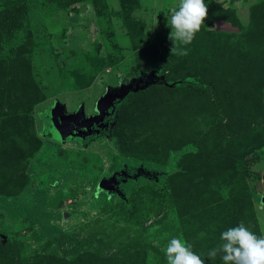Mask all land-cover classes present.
<instances>
[{"label": "rangeland", "instance_id": "obj_1", "mask_svg": "<svg viewBox=\"0 0 264 264\" xmlns=\"http://www.w3.org/2000/svg\"><path fill=\"white\" fill-rule=\"evenodd\" d=\"M4 2L0 196L30 202L44 190L59 231L0 207V264H168L174 237L224 264L207 255L223 231L242 221L264 237V0H205L188 45L167 23L180 0ZM142 74L156 81L116 106L108 135L60 141L48 126L78 108L76 123L97 114ZM138 167L121 195L97 189Z\"/></svg>", "mask_w": 264, "mask_h": 264}, {"label": "clouds", "instance_id": "obj_2", "mask_svg": "<svg viewBox=\"0 0 264 264\" xmlns=\"http://www.w3.org/2000/svg\"><path fill=\"white\" fill-rule=\"evenodd\" d=\"M207 15L205 0H180L167 23L174 38L188 45L200 31ZM180 54L187 55V49ZM220 239L222 243L208 252V258L219 254L224 264H264V237L257 236L242 221L223 231ZM192 247L179 237L172 238L164 250L168 264H205V259L196 254Z\"/></svg>", "mask_w": 264, "mask_h": 264}, {"label": "water", "instance_id": "obj_3", "mask_svg": "<svg viewBox=\"0 0 264 264\" xmlns=\"http://www.w3.org/2000/svg\"><path fill=\"white\" fill-rule=\"evenodd\" d=\"M155 81V78H152L151 74H142L136 78H133L128 83L120 85L117 94L107 93L104 97L99 99V101L96 103L97 114L85 117L82 122L76 123V121L82 117L80 108H78L75 113L69 114L67 116L66 114L58 113L59 115L57 114L56 119L53 120L52 129H55V132L58 134V136L62 137L60 139H63L67 136L79 137L83 139V137L88 136L91 134V132L92 134L89 135L91 137L103 133L108 135L109 128H111L116 120V106L124 101L129 93L137 92ZM105 115L106 118H104V120L98 124L96 128L88 130L90 125L89 122H97V120H102ZM80 126L85 128V135L83 136L81 135V131L78 130V127ZM142 173L143 170L139 167L135 169V172L129 171L127 168L120 169L117 172H113L107 178L100 179L97 184V189L106 192V194L116 193L117 195H121L119 184L125 182L127 179H136V177Z\"/></svg>", "mask_w": 264, "mask_h": 264}, {"label": "trees", "instance_id": "obj_4", "mask_svg": "<svg viewBox=\"0 0 264 264\" xmlns=\"http://www.w3.org/2000/svg\"><path fill=\"white\" fill-rule=\"evenodd\" d=\"M30 0H5L4 6L9 11H17L20 7L26 6ZM22 33L18 32L16 34V38H21ZM13 40H0V50L4 52V48L7 45H10ZM10 43V44H9ZM182 85L189 84L188 82H181ZM41 120L42 116L40 114ZM117 118V117H116ZM116 121V120H115ZM49 127L53 126V122H49ZM83 127V126H81ZM80 127V128H81ZM84 128V127H83ZM78 130L79 127H78ZM74 131V130H73ZM71 138L67 136L66 138L61 139L60 141H66L67 139ZM78 139V138H77ZM76 140V139H75ZM55 142L51 141L50 139L45 141V145L47 147L53 146ZM58 143V142H56ZM31 200L30 202H23L15 200L14 198H8L0 196V207H2L9 216L12 217H19L21 215H27L28 218L38 224L41 229L44 231H59L58 227L50 222V218L53 216L51 212L46 211L42 208L43 204L46 201V192L44 190H39L37 188H31ZM255 199L258 198L257 195L254 194ZM5 198V199H4ZM69 236V232L63 231L61 234V238H65Z\"/></svg>", "mask_w": 264, "mask_h": 264}, {"label": "flooded vegetation", "instance_id": "obj_5", "mask_svg": "<svg viewBox=\"0 0 264 264\" xmlns=\"http://www.w3.org/2000/svg\"><path fill=\"white\" fill-rule=\"evenodd\" d=\"M104 118H106V115L103 117L102 120H97V122H89L90 125H89L88 130H90V129L92 130V128H95L98 124H100L104 120ZM80 127H79V129L81 131V135H85V132H84L85 128H83V127L80 128ZM91 134H92V132H91ZM91 134H89V135H91ZM89 135L86 136L87 139H91V137Z\"/></svg>", "mask_w": 264, "mask_h": 264}]
</instances>
